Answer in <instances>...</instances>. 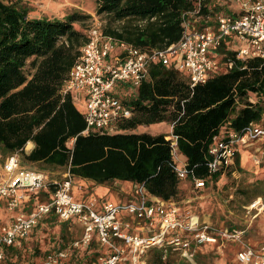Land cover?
<instances>
[{
	"label": "trees",
	"instance_id": "16d2710c",
	"mask_svg": "<svg viewBox=\"0 0 264 264\" xmlns=\"http://www.w3.org/2000/svg\"><path fill=\"white\" fill-rule=\"evenodd\" d=\"M94 10L109 18L105 34L150 51L176 43L183 32V14L201 3L202 14L219 15L211 0H93ZM30 0H0V156L2 162L15 153L23 168L47 173L55 178L70 173L74 179L97 184L130 182L144 185L164 201L186 197L183 180L178 178L172 139L186 157V179L205 181V188L219 190L233 211L241 212L261 199L264 204V176L249 178L240 151L234 165L210 173V149L216 137L228 131L242 133L251 123L264 120V60L237 58V45L223 41L214 58L233 66L214 73L205 84L192 86L182 72L154 63L148 77L132 91H117L132 110L131 118L120 123L116 132H91L84 114L70 95L61 89L81 54L87 32L76 24L89 18L79 9L64 15H31ZM241 11L230 12L238 16ZM213 22V21H212ZM114 24L115 27H111ZM129 90V88H128ZM168 123L171 133L136 132L139 126ZM34 144L30 152L27 145ZM3 163V164H4ZM240 173L238 178L234 173ZM59 179V178H56ZM54 188L33 196L51 198ZM44 196V198H41ZM31 205H35L31 200ZM57 233L42 241L41 236ZM229 229L237 227L229 226ZM82 231V230H81ZM75 221L61 222L54 214L42 219L31 232L35 239L6 250L0 264H25L24 252L32 245L43 264L57 252H66V264H95L102 255L93 241L74 248L81 238ZM48 242L49 247L43 249ZM169 253L163 258L160 247L150 248L147 264H185L187 259ZM34 258L31 264L34 263ZM38 264V263H37Z\"/></svg>",
	"mask_w": 264,
	"mask_h": 264
},
{
	"label": "built area",
	"instance_id": "2783aa9c",
	"mask_svg": "<svg viewBox=\"0 0 264 264\" xmlns=\"http://www.w3.org/2000/svg\"><path fill=\"white\" fill-rule=\"evenodd\" d=\"M239 1L240 15H219L215 20L202 14L199 2L194 10L183 14L180 40L150 51L136 49L105 34L98 22L92 25L61 89L76 105L85 106L83 134L113 133L121 122L131 118L133 112L116 95L117 88L139 86L154 63L182 72L196 86L233 66V61L221 64L214 58L223 41L231 40L237 45L236 55L242 61L254 57L264 60V0ZM167 138L172 139L175 155L177 141L171 136ZM258 139H264V127L257 123H251L242 133L228 131L216 137L210 149L213 157L210 173L234 165L240 148ZM176 170L179 179L187 178L185 162L181 166L178 163ZM194 183L198 189L206 186L202 179L196 178ZM50 188H54L51 198L21 211L23 202H30L29 197ZM73 188L70 173L64 179H56L45 172L23 168L18 153L6 159L0 172V201H5L10 213L19 212L12 215L9 223L0 226V262L9 247L21 246L49 214L56 215L61 222L73 220L82 230L81 238L73 243L74 248L87 247L94 240L100 244L102 255L95 264H147L145 255L152 247H160L164 259L175 252L192 261L201 245L219 240L243 242L244 231L201 223L198 217L181 212L175 202L151 195L144 185H136L130 199L109 201L100 207L94 200H74ZM66 260L67 253L62 251L50 255L45 264H66ZM236 260L241 264H264V248L244 246L237 251Z\"/></svg>",
	"mask_w": 264,
	"mask_h": 264
},
{
	"label": "rangeland",
	"instance_id": "374dc122",
	"mask_svg": "<svg viewBox=\"0 0 264 264\" xmlns=\"http://www.w3.org/2000/svg\"><path fill=\"white\" fill-rule=\"evenodd\" d=\"M213 1L216 6L219 9V12L222 14H230V12H238L240 11V1L239 0H211ZM31 5L34 7V10L31 15L34 16H51L52 14L56 15H64L67 12L72 11L73 9H79L86 15H89V18H87L83 22H79L76 24L77 28L81 29L83 32H87L92 25H94L96 22L101 24L102 29L105 31L109 29V18L105 14H98L94 10V1L93 0H30ZM111 27H115L114 24L111 25ZM132 91L133 89H126L125 87L121 86L117 88V91ZM77 106L84 110L85 106L83 103L77 104ZM264 124V120L262 122ZM136 132H149L151 134H168L171 133V125L168 123H160V124H153L150 126H139L136 129ZM249 152H250V160H249ZM180 153L177 152L174 155L175 160L179 163V166L182 165V160L179 155ZM240 155H242V159L244 164H248V171H249V178L255 179L258 177L264 176V139H258L256 141H253L248 146L241 147L240 148ZM249 161V163H248ZM1 156H0V172H3V164ZM64 175H58L55 178L64 179ZM240 176V173L235 172L234 177L238 178ZM74 179V178H73ZM76 181H80V179H74V183ZM111 183H108L107 185H110ZM125 186H129L130 184L123 183ZM183 184H185V188L187 190L186 197L183 198L180 201H175V203L182 209V211L188 215V216H199L200 220L202 222V217L204 215L209 216L210 220L208 221L210 225L216 227V228H229L230 225L233 227H237L238 230H242L245 232V236L248 233L249 236L256 235L258 233V236L261 235V238L264 237V204L261 199H257L254 201V203H259L257 206L253 207L252 203L248 207L245 208L244 211L236 212L233 211L230 208L228 200H226L221 193L219 192L218 188H202L198 189L195 188V185H191L189 181L183 180ZM84 185V184H83ZM106 185V184H105ZM99 190L102 192H98L94 195V200L101 198V199H108L109 193L104 185H98ZM97 187V186H96ZM79 186L74 185L73 188V199L77 200L79 195ZM89 188V187H88ZM112 191V190H111ZM41 198H44V196H41ZM45 199V198H44ZM111 201L118 202L115 197L112 195L109 197ZM262 216V217H261ZM4 223L0 220V226ZM58 227L51 228L50 234H43L41 236L42 241L45 240V238L48 239L51 235H55L57 233ZM79 235L74 233L73 238L80 237ZM243 234V237H245ZM246 238V237H245ZM248 238V237H247ZM35 239V237L30 234L28 240L29 242H32V240ZM243 239V242L244 243ZM25 241V242H26ZM48 242L46 245L43 246V249H46L49 247ZM24 257H26L25 264H31V260H34L33 264H43L41 262L40 258L37 257V254H34V249H32V245H29L25 249ZM175 253V252H170ZM175 255V254H174ZM175 256H178L175 255ZM215 260H212V263H214ZM185 264H188L185 262ZM239 264V263H238Z\"/></svg>",
	"mask_w": 264,
	"mask_h": 264
},
{
	"label": "crops",
	"instance_id": "0c3cea01",
	"mask_svg": "<svg viewBox=\"0 0 264 264\" xmlns=\"http://www.w3.org/2000/svg\"><path fill=\"white\" fill-rule=\"evenodd\" d=\"M33 147H34V144L29 142V144L26 147V150L28 152H30ZM179 155L181 157L182 163L185 162L186 157L182 154H179ZM250 156L251 155L249 152V160H250ZM241 161H242V165L248 169L249 168L248 164H244L242 157H241ZM248 163H249V161H248ZM248 170H250V169H248ZM110 183H111L110 185L97 184L93 181H87V180H82V179H80L79 182L76 181L74 183V185L81 187V188H79L80 192H79L77 200L78 201L94 200V195L97 194V191L102 192L101 191L102 189L99 190L98 185H101V186L104 185V187L108 190L106 192H108L109 195H108V199L98 198V199L94 200V201H97V204L99 207L104 205L105 203L111 201V199H109V197L111 195L113 197H115L118 202H120V201L122 202V201H126L132 197L135 186H136L130 182H117L116 181V182H110ZM123 183L130 184V187L127 185L125 186ZM195 188H196V186H195ZM28 197L29 196H27V198ZM29 199H30L29 203H27L28 200L23 202L22 207H21V211L23 209L29 210L31 208V206H32L31 200L34 204H36L40 201L38 196L35 198L29 197ZM18 212L19 211L10 213L6 208L5 201H3V200L0 201V220L2 223H4V224L9 223L11 221L12 215L17 214ZM181 212H183L182 209H181ZM194 217H198L199 221L201 222L199 216H194ZM128 219H130V217H128ZM201 219H202L201 223H208L209 224V222H208L210 220L209 216L204 215ZM80 234H82L81 229H80ZM260 234L262 235V233H260ZM261 235L258 236V233H256V235L249 236V234L247 233L245 236V232H244V236L246 238L243 237V239H245L243 244L237 243V242L219 240V242H217L215 244L201 245L200 247H198V251H197L194 259L192 261H189L188 264H238L239 262L236 260V253L238 250H240L244 246L248 245V246H251L253 248H264V237L261 238ZM212 260H215V262L212 263ZM239 264H241V263H239Z\"/></svg>",
	"mask_w": 264,
	"mask_h": 264
},
{
	"label": "bare ground",
	"instance_id": "6f19581e",
	"mask_svg": "<svg viewBox=\"0 0 264 264\" xmlns=\"http://www.w3.org/2000/svg\"><path fill=\"white\" fill-rule=\"evenodd\" d=\"M258 205V204H257Z\"/></svg>",
	"mask_w": 264,
	"mask_h": 264
}]
</instances>
